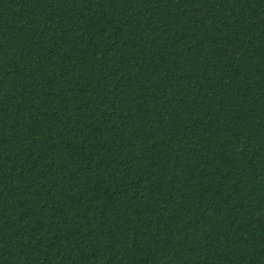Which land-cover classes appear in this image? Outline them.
Here are the masks:
<instances>
[{
  "label": "trees",
  "instance_id": "16d2710c",
  "mask_svg": "<svg viewBox=\"0 0 264 264\" xmlns=\"http://www.w3.org/2000/svg\"><path fill=\"white\" fill-rule=\"evenodd\" d=\"M0 264H264V0H0Z\"/></svg>",
  "mask_w": 264,
  "mask_h": 264
}]
</instances>
